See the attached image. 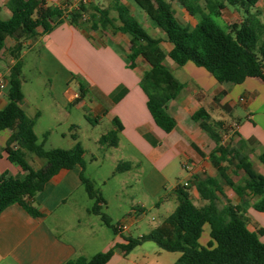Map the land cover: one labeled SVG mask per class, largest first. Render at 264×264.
I'll return each mask as SVG.
<instances>
[{"label": "trees", "instance_id": "trees-1", "mask_svg": "<svg viewBox=\"0 0 264 264\" xmlns=\"http://www.w3.org/2000/svg\"><path fill=\"white\" fill-rule=\"evenodd\" d=\"M132 1L165 35V41L171 45L167 52L161 47L164 40L148 34L121 0H110L107 7L87 1L73 4L68 0L57 5H47L45 0L5 2L9 17L0 18V55L6 49L7 37L14 38L15 43L6 49L13 63L5 75L7 103L0 110V130L7 129L10 132L3 150L10 162L20 166L24 176L0 175V212L11 204H18L30 216L40 217L35 197L45 183L60 169H69L74 165L84 168V149L77 140V134L70 135L74 141L71 148L45 149L42 142L38 143L34 133L35 118L26 116L21 109L23 42L36 36L37 30L39 34H46L66 23L84 30L126 35L127 65L130 69L135 68L137 58L147 63L148 69L141 75L139 87L146 95L150 116L164 133L170 132L175 126L174 118L167 111V104L182 89V83L164 64L166 57L177 66L191 62L210 73L220 84H239L246 78H258L264 87V24L249 11L257 0H225L226 4L240 8L245 13L239 22L230 24L226 29L213 19L225 7L218 0H176L195 19L191 27L177 20L168 0ZM111 11L115 12V16L111 15ZM221 95H216L214 100ZM190 118L214 143L208 158L216 175L194 177V189L203 203H193L188 183L183 185L177 182L172 191L176 197L174 209L147 233L136 238L126 237L125 244H115L90 257L77 256L65 264H106L116 250L125 256L144 242H153L165 252L179 253L172 264H264V241L259 238L263 229L250 230L242 209L231 205L228 200L221 204L218 196L223 195V186H230L241 201L247 195L257 197L252 207L264 213V176L253 169L246 153L251 140L238 138L234 145L230 142L224 144L222 133L227 132L228 128L224 122L212 119L204 108L197 109ZM87 120L92 121L90 118ZM112 125L113 128L99 138L100 144L109 147L117 145L121 125L117 119H112ZM74 128L76 126L72 125L70 130ZM235 136L238 135L232 133L230 140ZM29 155L43 160V164L34 169L27 161ZM257 159L264 166V150L257 155ZM126 166L125 163H118L114 172L124 171ZM228 171L234 176L243 177L242 183L235 184ZM80 181L88 197L93 200L88 212L97 215L102 224L117 233L118 225L111 224L109 217L102 211L105 200L94 190L93 182L82 172ZM206 226L209 240L201 245L199 240Z\"/></svg>", "mask_w": 264, "mask_h": 264}, {"label": "crops", "instance_id": "crops-1", "mask_svg": "<svg viewBox=\"0 0 264 264\" xmlns=\"http://www.w3.org/2000/svg\"><path fill=\"white\" fill-rule=\"evenodd\" d=\"M6 1L0 0V15L7 10L4 7ZM63 1L65 0H45V3L57 5ZM68 1L75 4L78 0ZM121 1L130 8L132 15L145 30L147 28L140 17L148 20L154 31L152 33L147 29L148 34L160 37L169 44L165 41V35L133 1L131 4ZM37 32L36 36L25 40L23 45L29 49L37 46V76L48 84V95L53 101L54 112L46 118L43 109L31 104L27 99L21 86V109L26 116L35 118L36 137L37 128L40 130V142L44 145L50 131L57 126L70 129L74 124L70 119L69 107L80 110L85 119L98 120L100 117H107L111 124L112 119H117L121 129L118 132L117 145L111 149L120 153L114 158V169L118 163L128 165L123 174L139 169L142 191L151 199L157 198L154 205L158 206L162 190L167 194L172 192L177 182H187L189 193L193 192L190 193L191 199L196 202L193 203L200 205L203 202L194 189V177L216 175V170L208 158L214 143L190 118L197 109L204 108L212 119L224 122V126L228 128L227 132L222 133L224 144L230 142L234 145L238 138L251 140L246 151L250 161L252 158L257 159V155L264 150V87L258 78H246L239 84H220L203 68L191 62L177 66L172 60L168 62L166 57L164 64L182 83V89L176 98L167 104V111L174 118L175 126L170 132L164 133L150 116L146 107V95L139 87V79L148 69L147 63L142 58H137L135 68L130 69L127 65L126 35L84 30L66 23L56 26L46 34H39V30ZM14 43V38L7 37L6 49ZM6 49H3L0 55V83H4V88L0 89V110L7 103L5 75L13 63ZM7 60L8 64H2L3 61L7 63ZM74 74L78 79L75 89L72 85ZM219 93L222 95L214 100ZM236 108L243 112L242 118L234 117ZM46 133L48 134L44 138ZM232 133L238 136L230 140ZM9 135L7 129L0 130V175L22 178L24 171L18 164L9 161L3 150ZM60 136L64 138V132H61ZM51 148L67 149L61 146ZM29 157L36 164V160L40 162L38 166L31 165L34 169L43 164L37 157ZM91 160L96 162L97 157L92 156ZM182 170L185 172L183 182L179 179ZM81 172L84 174V168L79 165L60 169L45 183L42 191L35 197L40 217L30 216L18 204H11L0 212V264H65L77 256L90 257L115 244H125L126 237H132L129 227L145 210L141 202L138 208L133 206L122 209L121 220L115 222L118 226H124L122 230L104 235L100 239L89 236L88 240L79 238L77 242H73L54 232L47 221L53 218V225L62 226L64 215H56L62 208L70 211L77 207V210L80 209L90 216V198L80 181ZM258 173L264 176V173ZM228 174L235 184L242 183L243 177L234 179L230 171ZM88 178L92 179L89 176ZM222 190L223 195H218L221 204L228 200L231 205L238 206L242 209L250 230L260 228L264 231V213L252 207L257 197L247 195L245 200L241 201L232 187L225 185ZM102 197L108 209V198L103 194ZM80 219L76 218V225H81ZM86 219L85 222L91 225V232L93 226H100L94 219ZM143 234L145 233L138 236ZM261 236H264V232ZM157 248L153 242H144L125 256L116 250L106 264H172L178 258L174 256L172 259H161L162 253Z\"/></svg>", "mask_w": 264, "mask_h": 264}, {"label": "rangeland", "instance_id": "rangeland-1", "mask_svg": "<svg viewBox=\"0 0 264 264\" xmlns=\"http://www.w3.org/2000/svg\"><path fill=\"white\" fill-rule=\"evenodd\" d=\"M126 3L131 4L132 0H123ZM174 10L175 17L181 23H186L190 27L194 25L195 19L190 17L177 3L176 0H168ZM225 4V7L220 10L218 16H213V19L222 28H227L232 23L239 22L242 16L245 15L244 11L235 6H230L226 4L225 0H218ZM90 4L96 3L101 7H107L110 4V0H90ZM88 4V5H90ZM201 6H204L203 1ZM249 11L254 14L261 24H264V0H257L256 4L250 7ZM111 15L115 16V12L111 11ZM9 16V11L5 10L4 13L0 15L1 19H6ZM143 25L154 33L150 27V23L147 19L140 17ZM146 29V30H147ZM161 33V32H160ZM260 40V38H259ZM162 49L167 52L170 48L169 44L164 41L161 43ZM36 47L26 48L24 47L21 52V86L23 92L31 104L40 107L45 113V117H49L50 113L54 112V104L50 95H48V84L46 80L39 78L37 76L35 68L36 60ZM169 62L170 59L167 58ZM5 61L2 64H8ZM166 63V62H165ZM77 76L73 75V88L75 89V83L77 81ZM70 119L72 120L76 128L70 130L62 126H57L52 131L47 138V142L44 144L45 149H49L52 146L61 147H72L74 141L71 139L70 135L72 133L77 134V140L82 145L84 149L83 161H84V176L86 178L92 177L94 180L93 187L94 190L98 191L101 195L103 194L108 198L109 208L107 209L105 205H102V211L109 217L111 224L115 225L117 220H121V212L124 207L129 208L135 206L138 208L139 202L143 203L145 210L142 215L133 221L129 227V232L132 237L136 238L140 233H147L152 227H154L158 222L163 220L168 214L174 209L176 205V197L173 192L165 193L163 189L160 195V201L158 206L154 205L157 198L151 199L144 195L141 186V175L139 169L132 171L128 174H123L121 172H114V158L120 153L114 152L111 147L105 146L98 142L102 135H106L112 128L110 120L107 117H100L97 121H89L84 118L82 112L76 108L69 107ZM243 112L240 108H236L234 111V117L242 118ZM64 132L65 137L61 138L60 133ZM38 143L41 141L40 130L36 128ZM118 138V135H117ZM107 150V152H104ZM259 152V151H258ZM103 155V157H101ZM92 156L97 157V161L91 160ZM113 159V161H112ZM27 161L32 166H38L33 162V160L28 156ZM43 163V160L40 159ZM39 162V163H38ZM252 166L255 171L264 173V166H262L257 159L252 158ZM114 174V175H111ZM185 177V172L180 171L179 179L183 182ZM234 179H238L237 176L232 174ZM183 184V183H181ZM192 194L193 192L190 191ZM90 206L93 204V200H88ZM193 202H195L193 200ZM196 203V202H195ZM68 209L62 208L56 215H64V222L62 226L53 225V218L48 219V224L53 228L54 232L66 240H71L77 242L79 238L88 240L93 237L94 239L102 238L104 235L113 234L110 227L102 224L100 218L97 215L90 214V216L84 214L82 211L73 209L67 211ZM66 212V213H65ZM80 217L81 225H76V218ZM94 219L95 222L100 223L99 227L93 226V232L90 231V224L85 222L86 218ZM264 241V236L259 237ZM206 239L209 240L207 226L204 227L199 243L201 245L206 244ZM163 257L174 258V256H179L177 252H165L157 248ZM154 258V257H153Z\"/></svg>", "mask_w": 264, "mask_h": 264}, {"label": "built area", "instance_id": "built-area-1", "mask_svg": "<svg viewBox=\"0 0 264 264\" xmlns=\"http://www.w3.org/2000/svg\"><path fill=\"white\" fill-rule=\"evenodd\" d=\"M79 1H85V0H78L77 2H79ZM3 88H4V83H0V89H3ZM183 185H186V182H184ZM123 228H124V226H122V225L118 226L119 231L122 230Z\"/></svg>", "mask_w": 264, "mask_h": 264}]
</instances>
